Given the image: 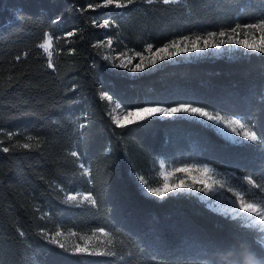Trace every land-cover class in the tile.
<instances>
[{
    "label": "trees",
    "instance_id": "obj_1",
    "mask_svg": "<svg viewBox=\"0 0 264 264\" xmlns=\"http://www.w3.org/2000/svg\"><path fill=\"white\" fill-rule=\"evenodd\" d=\"M89 2L99 0H0V264H81L43 233L80 236L98 228L113 241L106 246L118 251L87 257L98 264H127L121 248L131 264H220L216 257L237 241L256 249V232L196 196L146 198L137 180L157 183L163 160L209 164L264 183V54L166 62L130 76L94 45L111 38L122 54L177 35L254 23L264 17V0H135L115 10L86 9ZM93 19L116 27L97 28ZM72 30L77 34L66 38ZM46 32L53 36V68L38 48ZM101 91L124 108L188 102L243 117L262 143L232 145L189 118L153 117L144 126L119 128ZM24 143L33 147L19 146ZM80 163L89 176L81 175ZM89 191L96 207L63 203L68 193Z\"/></svg>",
    "mask_w": 264,
    "mask_h": 264
},
{
    "label": "snow or ice",
    "instance_id": "obj_2",
    "mask_svg": "<svg viewBox=\"0 0 264 264\" xmlns=\"http://www.w3.org/2000/svg\"><path fill=\"white\" fill-rule=\"evenodd\" d=\"M148 4H152L154 0H146ZM164 5H179L181 0H160ZM135 3V0H99L97 3H87L86 9H124L128 5ZM85 9V10H86ZM53 23L58 24L59 18ZM93 25L97 28L108 29L116 27L109 19L97 21L93 19ZM258 33V36L256 35ZM77 34V30L68 31L65 37H72ZM243 34L244 38H240ZM249 36L255 38V42L248 39ZM112 39L106 41H98L94 47L103 48L111 47ZM53 36L47 32L44 34L42 43L38 44V48L43 50L47 57L49 68H53ZM234 49H243L251 54L252 52L264 54V17L259 18L254 23H236L235 26L222 29L219 31H208L206 33H195L191 35H177L169 38L166 42L155 45L147 43L141 51H136L134 56L127 57L126 54L115 59L104 56L113 67L126 69L131 73H144L146 69H155L157 65L165 66V62L171 64L176 63V58H180L183 62L185 58H196L201 54L211 55L213 52L229 53ZM147 53V54H146ZM195 54V56H193ZM138 58V62L133 63ZM19 59V57H17ZM117 60L119 61L117 63ZM100 100L112 102L113 96L107 91L99 93ZM120 110L118 115L111 116L112 123L119 128H124L129 125L141 124L142 122H152L151 118H172V119H194L196 122L203 124L205 127L215 129L219 134L223 135L230 144L235 146H256L262 143V136L258 135L254 130V126H250L245 122L243 117L235 115L229 116L221 114L212 109L199 106L195 103L179 102L171 106H165L161 103H144L142 106L124 108L120 103L115 104L112 110L115 112ZM84 127V125H81ZM8 138L11 139L12 133H8ZM33 138L28 137L31 141ZM25 149L33 147L31 143L19 145ZM39 147V145H35ZM4 152H8L9 148L4 147ZM70 156L79 157L77 151L70 152ZM82 169L81 175L87 177L90 175V170L84 163H80ZM164 164H160V176L163 177L162 182H158L156 186H150L149 182L140 176L137 180L138 188L142 195L151 198H158L161 202L165 197L175 198L177 195L184 192H203L206 195L226 190L232 194V199L225 198L219 200L213 205L215 211L222 213L225 216H230L233 220L238 221L250 231L257 233L255 249L260 255L264 256V183H258L249 175L235 177L232 174L231 181L223 173H219L216 168L209 164L189 163L183 166L172 167L170 170H163ZM195 174V175H194ZM202 187H197V185ZM63 203L68 205H83L87 204L92 207L97 206V198L94 197L91 191L86 193L76 192L75 194L68 193L65 195ZM97 231L105 237L109 233L104 228H98ZM75 236V232L69 233ZM52 245L58 246L79 257L81 264H98V262L87 259L89 256H106L117 257L118 251L102 245L88 246L87 240L93 237L84 238L86 242L69 246L62 242L61 237L64 234L61 231H56L54 235L49 236L48 233H43ZM108 245H112L113 241L108 240ZM131 254L126 258L121 248L119 252L120 260H127V264H131Z\"/></svg>",
    "mask_w": 264,
    "mask_h": 264
},
{
    "label": "rangeland",
    "instance_id": "obj_3",
    "mask_svg": "<svg viewBox=\"0 0 264 264\" xmlns=\"http://www.w3.org/2000/svg\"><path fill=\"white\" fill-rule=\"evenodd\" d=\"M256 35L258 36V33ZM240 38H244L243 37V34L241 35ZM248 39L251 40V41H253V42H255V38L252 37V36H249ZM106 40L107 39H104L103 41H106ZM51 50L52 51L54 50V42H53V45H52V49ZM103 50H104L105 56H109V57H111L113 59H115L118 56H121V54H117L115 52L113 45L111 47H103ZM240 52L243 53V54H249V53L245 52L243 49H234L231 54H229L227 52H225V53L213 52L211 55L201 54L200 56H198V57H196L194 59H192V58H185L184 61H191V60H195V59L202 58V57H212V58H214V57L220 58V57H224V56L229 57V56H232V55L237 54V53H240ZM252 53H255V52H252ZM123 54H126L127 57H132V56H134L135 52L134 51H125ZM193 56H195V54H193ZM176 60H177V62H179L180 61V58L177 57ZM118 62L119 61L117 60V63ZM136 62H138V58L133 61V63H136ZM108 63H109V65L111 67H113V65L109 61H108ZM156 67H159V65H157ZM113 68H115L117 70H120V71H123L124 73H126V74H128L130 76H137L139 74H142V73H131V72H128L126 69H120V68H116V67H113ZM148 70H151V69H146L145 71H148ZM108 103H109V107H110V111H111L112 115H118L120 113V110L119 109H117L115 112H113L112 110L115 108V104L116 103H119V102L116 101L115 99H113L112 102H108ZM229 116H232V115H229ZM22 137L25 138V139H28L29 136L28 135L25 136V135L22 134ZM161 163H163L164 166H165L163 170H170L172 167H176V166H174L172 164H168L167 162H165L163 160H161L159 162V166H160ZM181 166H183V165H181ZM216 170L219 173L225 174V176L228 177L230 181H231L232 174H235V177H242L241 175H238V174H236L233 171H222V170H218V169H216ZM161 171L162 170L160 169V172ZM162 180H163V177L161 176V179L158 182H162ZM148 182H149V185L150 186H156L157 183H158V182L157 183H154V182L152 183L150 181H148ZM197 187L198 188L199 187H202V185H199L198 184ZM184 193H187V194H191V195L196 196L197 198H199V200L201 202H203L205 205H207V207H209L212 210H215L214 207H213V205H215L219 200H223L225 198H229L231 200L233 198L232 197V194L231 193H227L226 190H221L220 192L215 193V195H212V194H207L206 195L203 192H196V191H194V192H184ZM94 232L96 233V236L94 238H92V239L87 240V243H88V246L89 247H92L93 245H102V246L108 245L107 242H108L109 239H111L110 238V235L107 236V237H105L103 234L99 233L97 230L93 231L90 234L80 235V236H77V235L71 236V235H69V233H71V232H69V233H63L62 232L64 234V236L61 237V240H62V242L68 244L69 246L74 245V244H77V243L83 245L86 242V240L85 239H82V237H84V238L93 237V233Z\"/></svg>",
    "mask_w": 264,
    "mask_h": 264
},
{
    "label": "clouds",
    "instance_id": "obj_4",
    "mask_svg": "<svg viewBox=\"0 0 264 264\" xmlns=\"http://www.w3.org/2000/svg\"><path fill=\"white\" fill-rule=\"evenodd\" d=\"M216 261L220 264H264V256L260 255L247 241H237L231 248L219 254Z\"/></svg>",
    "mask_w": 264,
    "mask_h": 264
}]
</instances>
